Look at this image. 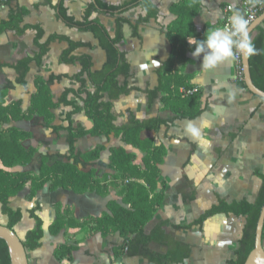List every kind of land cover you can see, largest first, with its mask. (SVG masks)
I'll list each match as a JSON object with an SVG mask.
<instances>
[{
  "label": "crops",
  "instance_id": "obj_1",
  "mask_svg": "<svg viewBox=\"0 0 264 264\" xmlns=\"http://www.w3.org/2000/svg\"><path fill=\"white\" fill-rule=\"evenodd\" d=\"M102 1L109 5H121L130 0ZM151 1L158 10L157 19L140 25V38L133 36L130 25H125L124 40L119 46L131 65L130 85L142 90L148 88L153 90L158 87V70L169 59L171 53L167 30L181 15L189 17L193 13L190 31L196 35L194 37L198 40L205 37L210 27H224L226 8L229 6L233 7L234 11L239 10L245 17L243 0ZM59 3L60 0H10L8 4L0 6V23L8 21L12 11H24V21L21 27L40 26L45 32L44 41L51 35L58 34L75 42L87 44L88 47L80 48L74 53V56L91 55L94 63L93 71L101 70L107 59L105 51L92 33L81 32L69 27L59 18L57 10L53 7L58 6ZM92 5H96V0L67 1L69 15L77 20H80L88 7ZM214 11L219 12V16L213 17ZM119 16L136 24L141 17H146V11L138 6L121 15L113 16L98 8L94 13V19L101 21L113 37L116 33V18ZM36 34L34 30H27L23 36H19L14 31L4 30L3 27H0V66L13 65L20 60L34 56L37 52V48L34 46ZM67 49L68 45L64 42L52 43L50 52L44 57L42 65L31 64L30 73L26 78L27 87L18 84L21 73L9 67H2L0 69V85L7 81H11L15 85L6 98L7 104L21 102L22 109L26 111L30 106L32 95L36 92L35 79L37 77L49 82L52 76H63L60 81L50 85L55 103L59 102L66 89H78L80 85L70 78L81 71V66L79 64H60L59 62L60 56ZM193 50L194 46L189 45L183 58L176 61L174 69L179 70V73L184 76L191 77L190 84L199 90L203 114L195 120L172 124L169 130L163 127L159 133L144 132L142 138H152L156 145H163L166 148L164 163L166 161L185 162L186 166L192 158V164L200 163L206 169L207 174L191 175L190 170L193 166L189 167V174H185V177L190 181L189 187H186L189 190L188 193L197 195V199L193 203L185 202L188 193L178 201L173 198L178 189L185 188L179 174L166 178L168 183L171 181L175 186L171 202L167 203L168 196L166 195L154 220L146 226V231L150 233L157 224L169 221L170 225L167 226V231L174 239L191 248L190 258L184 264H227L229 260L235 259L245 225L244 218L221 214L209 219L202 229L195 227L190 231L181 232L175 231L173 225L185 226L198 219L207 209L218 203L217 194L222 198H228V202L242 199L254 202L257 199L261 188V183L257 184V180L251 179L247 184L249 189L244 191L252 197L239 198L237 194L243 192L241 174L251 175V171L256 167H262L261 170L264 172V104L261 103V100L254 98L248 90L239 87L240 73L236 57L222 62L214 68L204 69L201 68L202 57H193L191 55ZM120 80L124 82L126 79L121 77ZM89 89L93 90L91 85H89ZM70 98L72 101H76L75 97ZM78 105L82 111L73 116L75 126L80 125L86 130L92 129L94 122L87 116L84 104L78 101ZM71 111L72 108L64 105L54 109L53 113L56 118L54 125L66 128L68 124L65 119ZM113 113L117 126L127 124L130 113L140 120L154 118L170 120L175 117L173 112L164 109L161 100H157L150 107L146 95L140 92H133L129 96L115 101ZM189 123L199 130V136L194 137L186 131ZM10 127L17 128L27 134L26 144L38 148V153L32 163L25 167H18L15 171L32 172L37 175L42 156L69 154L68 132L62 130L58 134L54 133L40 117H35L29 122L12 123ZM97 146L104 147L101 158L94 166L98 177L110 173L109 157L110 151L114 148L123 147L133 153L136 156V163H141L143 157L139 150L126 145L115 136H111L110 139L105 136H85L78 139L76 143L77 151L82 153L90 152ZM216 162L223 164L226 170L228 169L229 177H227V173L221 175L208 172L212 163ZM203 168L201 169L204 170ZM165 176L166 174H160L159 191H161V181ZM214 179L220 180L223 186L216 188L212 183ZM30 191L31 186L28 185L17 197L10 200L11 208L15 211L20 209L23 214L22 221L14 228L22 241H25L27 233L36 226V222L31 219L29 212L37 204L40 205L37 214L44 222V238L40 248L27 252L29 264H78L77 257L79 255H91L92 259L98 262L97 264H111L112 261L113 264H152L142 257L123 256L117 258L113 254V248L123 245L124 242L119 234H113L107 238L90 232L86 235L89 228L66 229L58 235H53L50 232V226L55 222L58 213L66 209H72L74 216L79 220L101 217L107 211L106 206L110 199L119 200L116 194L118 189L109 187V195L106 197L96 194L77 195L72 191L64 190L51 193L45 189L39 192L34 200L28 199ZM167 193L169 194L168 190ZM203 196H208V205L195 217L186 219L188 216L187 207L200 203ZM0 217L8 224V218L2 215L1 204ZM7 224L3 226H7ZM62 245L78 247V251L74 254V261L59 262L55 258V251ZM151 249L162 254L167 252L166 247L157 244H151ZM85 263L86 261H84Z\"/></svg>",
  "mask_w": 264,
  "mask_h": 264
},
{
  "label": "trees",
  "instance_id": "obj_2",
  "mask_svg": "<svg viewBox=\"0 0 264 264\" xmlns=\"http://www.w3.org/2000/svg\"><path fill=\"white\" fill-rule=\"evenodd\" d=\"M67 1L60 0L58 6L53 7L57 10L59 18L69 27L81 32L92 33L98 40L107 58L103 68L99 71H93L94 63L91 55L74 56V53L80 48L88 47L87 44L75 42L58 34L51 35L44 41L45 32L40 26L21 27L24 21V11L10 12L8 21L0 23V27H3L4 30L14 31L19 36H23L27 30H34L37 33L34 38L37 52L34 56L27 57L13 65L0 66V69L9 67L21 73L18 78L19 85L27 87L26 78L30 73L31 64L35 63L37 66H41L44 57L50 52L52 43L56 41L68 45V49L59 58L60 64H79L82 68L78 74L70 78L76 81L80 87L76 90L66 89L58 103L53 100L50 85L60 81L63 76H52L49 82L37 77L35 79L36 92L32 95L30 106L26 111L22 109L21 102L13 104L6 102L9 92L15 88L14 83L7 81L0 85V204L2 215L8 218L7 227L14 230L22 221V211L20 209L13 210L10 200L17 197L28 185L31 186L29 200H34L38 193L45 189L51 193L64 190L72 191L77 195L96 194L106 197L109 195V187H114L118 189L116 194L119 200L110 199L106 206L107 211L101 217L79 220L70 209L60 211L55 222L50 226L51 234L58 235L66 229L83 230L86 228H89L93 234H100L103 238L119 234L124 242L121 247L116 246L113 250V254L117 258L123 256L142 257L152 264H184L190 258L191 248L174 239L167 231L166 228L170 225L169 221L157 224L150 233L146 231V226L154 220L155 214L164 203V191H159L158 188L160 167L166 157V148L163 145H156L152 138H142V133H159L163 127L169 130L171 125L177 121L195 120L203 114L199 94L182 97L179 93L180 88H195L190 84L191 77L184 76L179 73V70L174 69L176 61L183 58L184 52L189 46L187 39L196 36L190 31L193 13L189 17L181 15L168 28L171 53L169 59L158 70L159 85L153 90L149 88L142 90L130 85L131 65L119 46L124 40L125 25H130L133 36L140 38V25L157 19L158 10L152 1L130 0L121 5H109L102 0H96V5L88 7L80 20L69 15ZM138 6L146 11V17H141L136 24H132L130 20L121 16L117 17L114 37L110 35L101 21L94 19L97 8L114 16L121 15ZM256 32V35L251 39L260 51L249 57L250 71L253 83L264 92V24ZM239 69L238 85L247 90L241 63ZM121 77H125L126 80L121 82ZM89 85L93 90L89 89ZM133 92L146 95L150 107L157 100H161L164 109L173 112L175 117L170 120L160 118L140 120L130 113L128 123L117 126L113 113L114 102ZM70 97H75L76 101H72ZM253 97L261 100V103L264 104L263 99ZM78 101L84 104L87 116L94 122V127L90 130H86L80 125L75 126L73 116L82 111ZM61 105L72 108L65 119L68 124L66 128L54 125L56 118L53 110ZM35 117L42 118L56 134L66 130L69 145L68 155L42 156L37 175L32 172L15 171L18 167L30 165L38 153V148L26 144L27 134L17 128L10 127L12 123L29 122ZM85 136H105L108 139L115 136L143 154L141 163H136V156L125 148H114L110 151L109 157L110 173L98 177L94 166L101 158L104 147L97 146L87 153L77 151L78 139ZM255 176L260 179L261 188L254 202H249L247 199L228 202L227 199L217 195L218 203L207 209L197 220L186 226L174 225L173 229L185 231L194 227L202 228L209 219L221 214L244 218L245 225L235 259L228 261L227 264H245L255 248L257 224L264 205V173L256 171ZM196 199L197 195L193 193L185 202L192 203ZM58 208L61 209V207ZM39 210L40 205L37 204L29 212L31 219L35 220L36 226L27 233L25 241H22L27 252L34 251L42 245L44 222L37 214ZM151 244L164 246L167 248V252L164 254L156 252L151 249ZM77 251L78 247L76 246L62 245L54 255L59 262L64 260L71 262L74 261V254ZM0 264H11L7 244L1 239Z\"/></svg>",
  "mask_w": 264,
  "mask_h": 264
},
{
  "label": "clouds",
  "instance_id": "obj_3",
  "mask_svg": "<svg viewBox=\"0 0 264 264\" xmlns=\"http://www.w3.org/2000/svg\"><path fill=\"white\" fill-rule=\"evenodd\" d=\"M213 17L219 16L214 11ZM249 21L239 10L233 11L229 18L227 27H210L203 39L194 36L188 38L189 45L194 46L191 52L193 57H202L201 68L211 69L222 62L235 59V52H240L244 57H251L260 51L255 47L248 33ZM186 131L192 136H199V130L191 123L187 125Z\"/></svg>",
  "mask_w": 264,
  "mask_h": 264
},
{
  "label": "rangeland",
  "instance_id": "obj_4",
  "mask_svg": "<svg viewBox=\"0 0 264 264\" xmlns=\"http://www.w3.org/2000/svg\"><path fill=\"white\" fill-rule=\"evenodd\" d=\"M185 121V120H184ZM177 122H181V121H177ZM177 122H175V123H177ZM174 123V124H175ZM194 165H195V167H194ZM192 167L191 168V170H190V172H191V175H196V174H207V171H206V169L205 168H203L204 166L202 165L201 166V164L200 163H195V164H192V158H191V161L190 162H188L187 164H186V166H185V162H183V163H176V162H168V161H166L165 163H164V165H163V167L161 168V174H166V176H165V178L164 179H162V184H161V187H160V189L162 190V191H164V201H165V198H166V195L168 196L167 198V203L168 204H170V202H171V195H172V193L174 192V189H175V186H174V183L173 182H169L168 183V181L166 180V178H168V177H171V176H173L174 174H179V177L182 179V182H183V184L185 185V188L184 189H178L176 192H175V194H174V200L175 201H178V200H180L181 198H182V196L184 195V194H186V193H188V189H186V187H189V180L185 177V174H189L188 173V171H189V167ZM201 168H203L204 170H202ZM261 168L262 167H256L254 170H252L251 172H252V174L250 175V174H241L242 175V184H243V187H242V194H237V196H239V198H241V197H252V196H250V195H247L244 191L246 190H248L249 189V187H248V183H249V181L251 180V179H253V180H257V184H259V183H261V181H260V179L258 178V177H256L255 176V172L256 171H260L261 173H264V172H262V170H261ZM224 169H225V167H224V165L223 164H221V163H219V162H216V163H212V165H211V167H210V171L208 170V172H211L210 174H212V173H215V174H221V175H223V174H226L227 173V171H228V169L226 170L225 169V171H224ZM229 172V171H228ZM209 174V173H208ZM227 175V177H229V174L227 173L226 174ZM253 178H252V177ZM223 182H224V180H223ZM213 184H214V186L216 187V188H221L222 186H223V183H220V180L219 181H217L216 179H214L213 180V182H212ZM168 184H169V186H168ZM167 190H168V192H169V194L167 193ZM206 193V192H205ZM190 192L188 193V195H187V199L190 197ZM218 195V194H217ZM220 196V195H219ZM254 197V196H253ZM186 199V198H185ZM226 199H228V198H226ZM193 203V202H192ZM208 203H209V198H208V196H203V198H202V200H201V202L200 203H198L197 205H195V206H188L187 207V211H188V216H187V218L186 219H191L192 217H195L202 209H204L207 205H208ZM72 210V209H71ZM169 211V210H168ZM197 220V219H196ZM195 221V220H194ZM192 223V222H191ZM7 223H5V221H3L2 219H1V217H0V225H6ZM174 226V225H173ZM177 226H181V225H177ZM186 226V225H185ZM204 226V225H203ZM195 228V227H194ZM199 228V227H198ZM203 228V227H202ZM202 228H199V229H202ZM193 229V228H192ZM191 229V230H192ZM176 231V230H175ZM185 231H190V230H185ZM92 233L91 232V230L89 229V231H87V234L86 235H88V233ZM177 232H181V231H177ZM81 239H82V237H81ZM80 239V240H81ZM122 245H120V246H118V247H121ZM113 250H114V248H113ZM88 256H91V255H85V256H83V255H79L78 257H77V261H78V264H84V261H86V263L85 264H97L98 262H96L94 259H92V256L91 257H88ZM233 260V259H232ZM230 261V260H229ZM100 263V262H99ZM111 263H113V261L111 262ZM228 263V262H227Z\"/></svg>",
  "mask_w": 264,
  "mask_h": 264
},
{
  "label": "water",
  "instance_id": "obj_5",
  "mask_svg": "<svg viewBox=\"0 0 264 264\" xmlns=\"http://www.w3.org/2000/svg\"><path fill=\"white\" fill-rule=\"evenodd\" d=\"M264 24V13L261 14L249 27L248 33L252 38L257 29ZM242 72L248 92L264 100V92L258 89L253 83L249 57H241ZM264 205L258 220L255 238V248L248 256L245 264H264ZM0 239L7 244L11 264H29L28 254L22 240L15 230L0 225Z\"/></svg>",
  "mask_w": 264,
  "mask_h": 264
},
{
  "label": "built area",
  "instance_id": "obj_6",
  "mask_svg": "<svg viewBox=\"0 0 264 264\" xmlns=\"http://www.w3.org/2000/svg\"><path fill=\"white\" fill-rule=\"evenodd\" d=\"M8 0H0V6L7 3ZM243 8L245 11V18L249 21V26L264 12V0H243ZM234 8L229 6L226 8V18L224 22V27L229 26V18L231 12ZM235 57L238 62V69L241 63L242 54L240 52H235ZM240 70V69H239ZM243 73V72H242ZM179 93L182 97H189L199 93L197 88H180Z\"/></svg>",
  "mask_w": 264,
  "mask_h": 264
}]
</instances>
